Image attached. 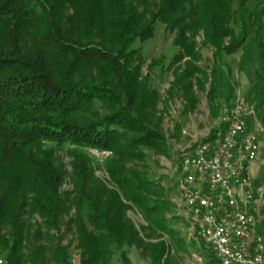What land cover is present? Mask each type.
<instances>
[{
    "label": "trees",
    "instance_id": "16d2710c",
    "mask_svg": "<svg viewBox=\"0 0 264 264\" xmlns=\"http://www.w3.org/2000/svg\"><path fill=\"white\" fill-rule=\"evenodd\" d=\"M254 1L0 0V263L73 264L63 244L70 234L79 264H111L113 250L131 264L130 248L151 264H175L170 252L187 253L143 154H168L150 85L162 58L143 74L137 46L158 24L173 36L168 98H182L186 111L197 104L194 87L210 103L216 96L215 72L198 66V37L219 64L248 52L263 107L264 3L251 8ZM92 151L109 154L104 178L95 175ZM132 210L146 237L130 221Z\"/></svg>",
    "mask_w": 264,
    "mask_h": 264
},
{
    "label": "built area",
    "instance_id": "2783aa9c",
    "mask_svg": "<svg viewBox=\"0 0 264 264\" xmlns=\"http://www.w3.org/2000/svg\"><path fill=\"white\" fill-rule=\"evenodd\" d=\"M253 118L246 104L223 107L215 135L195 141L180 158L176 189L195 264H264V185L250 172L260 159V144L249 132Z\"/></svg>",
    "mask_w": 264,
    "mask_h": 264
},
{
    "label": "rangeland",
    "instance_id": "374dc122",
    "mask_svg": "<svg viewBox=\"0 0 264 264\" xmlns=\"http://www.w3.org/2000/svg\"><path fill=\"white\" fill-rule=\"evenodd\" d=\"M257 2L264 3V0H255L251 8ZM172 40L173 36L166 33L164 27L158 24L154 37L145 44L137 46L141 48V54L145 60L143 74L147 73V66L151 61L162 58V63L150 73V85L158 94L159 103L157 110L162 117V129L168 144V154L166 156L150 151H145L143 154L149 179L157 184L158 188L164 190V199L169 202L168 213L166 214L168 227L178 233L187 250V253L180 252L177 256L170 252V258L174 259L175 264H195L194 256L197 254L186 241L187 224L176 189V178L178 177L176 170L180 158L191 150L190 148L193 147L195 141H199L208 133L215 131L217 118L223 107H231L236 103H243L253 108L254 118L250 123L249 132L256 135L260 144L259 160L262 164L256 175L252 174V176L257 184L264 185V125L261 124L259 119V115L264 117V106L260 107L259 101L255 98L254 72L257 69V64L254 62L253 57L248 52H245L243 55L237 54L232 57H224L223 63L219 64L213 60L211 49L200 46L201 37L196 39L202 56L198 66L201 70L206 71L208 75L211 74V71L216 74L217 88L214 101L210 103L206 93L197 91L195 87L194 94L197 104L193 110L186 111L184 108L185 102L179 96L169 99L168 90L172 82V76L170 71H166V68L177 51L172 46ZM208 86L207 84L206 91ZM213 109L214 113L212 112ZM91 154L94 156V153L91 152ZM93 159L96 170L95 175L99 178H104L105 174L102 170L103 158L100 159L94 156ZM61 160L65 169L69 171L68 158L61 154ZM70 187V184L66 182L62 190L67 191ZM263 209L262 214L264 216ZM128 215L136 231L141 236L146 237V233L142 229L145 228L146 224L141 216L135 210L129 212ZM161 240L169 245V240L166 237ZM145 241L148 242L149 240L146 239ZM68 243V252L72 263L79 264V255L75 249L76 242L72 234L64 238L63 244ZM126 252L131 264H151L150 260L135 248H130ZM204 257L209 259L210 255L204 254ZM111 264H121L119 252L116 250H113Z\"/></svg>",
    "mask_w": 264,
    "mask_h": 264
},
{
    "label": "crops",
    "instance_id": "0c3cea01",
    "mask_svg": "<svg viewBox=\"0 0 264 264\" xmlns=\"http://www.w3.org/2000/svg\"><path fill=\"white\" fill-rule=\"evenodd\" d=\"M261 164H262V162L260 160L258 162H256V163L252 164L250 166L251 174L256 175V172L258 171V169H259Z\"/></svg>",
    "mask_w": 264,
    "mask_h": 264
}]
</instances>
